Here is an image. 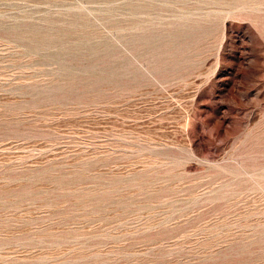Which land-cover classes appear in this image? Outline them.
Here are the masks:
<instances>
[{
    "label": "rangeland",
    "instance_id": "1",
    "mask_svg": "<svg viewBox=\"0 0 264 264\" xmlns=\"http://www.w3.org/2000/svg\"><path fill=\"white\" fill-rule=\"evenodd\" d=\"M0 264H264V0H0Z\"/></svg>",
    "mask_w": 264,
    "mask_h": 264
}]
</instances>
